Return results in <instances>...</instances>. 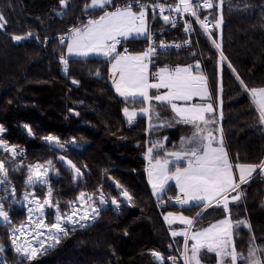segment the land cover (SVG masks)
<instances>
[{
	"label": "trees",
	"instance_id": "trees-1",
	"mask_svg": "<svg viewBox=\"0 0 264 264\" xmlns=\"http://www.w3.org/2000/svg\"><path fill=\"white\" fill-rule=\"evenodd\" d=\"M120 1L90 8L86 7L90 0H66L65 4L60 0H0V15L6 21L0 27V139L17 152L13 156L0 147V154L10 155L9 161L23 155L31 166L55 162L57 172L49 176V184L54 203L61 198L60 210L72 208L69 199L81 190L94 191L98 201L102 195L108 200L97 209L95 219L84 221L83 227L76 224L68 228V234L61 235L59 243L36 260L30 262L10 248L0 252L4 257L0 264H184L182 247L178 250L175 242L181 244L185 237L172 235L163 211L182 210L191 215L194 223L187 231L227 214L214 202L206 209L202 203L185 206L166 193L155 197L151 192L144 157L148 138L175 135L179 140L190 131L189 123L172 117L167 104L154 101L151 112L159 113L163 124L147 132L146 117L139 116L136 125L129 127L123 109L138 106L140 101L122 98L114 91L108 80L112 57L64 56V39L60 41L59 34L65 38L72 27L116 7ZM212 3L213 8L206 13L215 26L212 38L221 47L216 48L191 20L192 46L185 51L163 52L159 61H197L199 65L193 70H213L216 74L217 58L223 53L220 79L215 76L207 82L210 101L221 115L228 150L239 161L259 165L264 161V123L249 90L264 87V0ZM221 14L222 23L217 26ZM14 36L25 38L17 41ZM144 40L129 38L133 49ZM62 57L67 59L66 65L60 62ZM49 135L58 137L65 147L46 141L44 137ZM61 157L70 159L81 173H75ZM18 179L22 180V175L14 174V180ZM15 186L21 185L15 182ZM35 189L43 199L44 186L36 185ZM123 190L131 200L121 195ZM238 191L241 199L228 212L233 213L234 225L245 221L250 226L233 227L236 251L245 256L253 239L264 248L263 170L253 173ZM158 199L163 200L160 208ZM47 208L53 210L50 205ZM243 210L246 220L241 216ZM18 215L11 223L21 219L22 213ZM187 243L190 247V239ZM153 252L160 253L161 258ZM201 259L214 263L217 256L203 250Z\"/></svg>",
	"mask_w": 264,
	"mask_h": 264
},
{
	"label": "snow or ice",
	"instance_id": "snow-or-ice-1",
	"mask_svg": "<svg viewBox=\"0 0 264 264\" xmlns=\"http://www.w3.org/2000/svg\"><path fill=\"white\" fill-rule=\"evenodd\" d=\"M61 4H65L66 0H60ZM111 3V0H91V4L86 7L90 8H103L105 5ZM222 4V0H221ZM182 6V7H181ZM138 7L139 11H134L133 8ZM150 5L142 3L141 0H129L124 7H117L114 11L104 12L98 19H89L87 24L80 27H73L70 30V39L67 43V51L69 54L78 56H87L90 53H99L105 56H112L116 53V44L119 43L117 37H123L128 39L136 36L143 35L150 39L149 29L147 27V10ZM153 10L159 8V12L165 23L171 22L175 24V19L170 21V17L163 15L165 6L163 4H155L152 6ZM204 9H212V0H204L202 5ZM200 8V4L196 3L195 6L190 3V0H180L179 4L172 9L169 6V11L175 10L185 13L190 12L191 16L198 19L197 10ZM205 21H201V24L205 29L208 27ZM4 18L0 15V27L4 26ZM222 23L221 18L216 21L217 26ZM25 37L14 36L13 39L19 41ZM216 48H220V44L215 45ZM160 47H166L161 44ZM156 46L150 43L148 49L137 55H120L115 56V63L113 64V76L119 75V80L113 79L116 92L120 96L125 98L140 97L142 101L149 102L152 100L160 102H168L171 104L173 111L179 117L180 122L189 123L194 125L195 131L192 136L181 141V151L173 152L171 155L175 160L179 161L185 159L187 161L186 167L176 166L175 171L169 174L168 165L170 161L168 159L161 160L153 156L154 149L161 148L162 145L159 141L154 142L151 147L148 148L149 168L148 175L152 183L154 193H162L165 191V186L170 179H174L176 186L179 189L181 195L176 196L177 203L182 205H189L192 202H200L204 205V208H208L214 202L217 206L222 205L225 212H228L229 202L238 201L241 199V193L238 191L241 184L248 182L253 173L258 169L264 170V161L259 165L249 163H237L235 168L238 169V180L233 172V164L229 160L228 153L223 146V130L211 127L216 123L214 119H210L206 114L214 113V108L211 103L208 104H187L179 105L174 101L189 102L194 97H208L207 78L203 75H194L192 73V66L176 67L174 69L161 68L156 75L159 78L158 83H149L147 67L145 60L156 54ZM221 57L223 53L221 52ZM63 59L64 64H67V59ZM198 67V65H197ZM239 79V77H237ZM75 83V81H74ZM243 85V81H240ZM247 88L246 85H244ZM165 88L167 92L164 95L149 96L148 89ZM251 96L259 112V120L264 123V87L251 88ZM124 114L128 118V122L131 124L137 117L136 111H129L125 108ZM150 107H145L139 110L141 114L150 113ZM156 119H159V113H153ZM27 128V126H25ZM3 131L0 126V132ZM31 134V129H28ZM219 131L220 138L217 140V136L214 134ZM44 139L50 143H55L60 148H64L65 145L60 143L59 138L55 136H47ZM75 141H73L74 143ZM0 147L5 150L11 151L12 155L17 154L16 148L13 146L11 149L0 139ZM61 160L64 158L61 157ZM153 160L155 161L153 163ZM5 162L0 161V176L5 179L0 180V185L6 182L7 169L4 167ZM67 164L77 173H81V170L72 163L71 160L67 161ZM51 162H49V167ZM48 168L43 165L29 166V176L27 183L29 185L40 183H47ZM119 186V185H118ZM12 193H15L13 188ZM235 193V195H230ZM81 193V199L84 198ZM121 195L131 200L128 192L123 190ZM51 196V190H49V197ZM27 199V196L25 197ZM91 199V197H88ZM103 195L101 196L100 203H104ZM32 203L37 205L38 210L42 211L45 205H49L50 199H45L41 204L39 200H33ZM113 204L117 201L115 198L112 200ZM31 211V210H30ZM78 212L82 214L78 215ZM96 207L88 208L82 206L81 209L73 211L71 215L63 216L59 213L57 208V223L50 226L52 244L47 247L43 242L39 247H34L30 243L26 242L18 244L17 241L20 237H15L12 240L15 245V250L18 254L25 257L28 261H34L38 256L48 250V247H53L59 243L61 235L66 236L67 230L62 226L61 221L67 220L73 225L80 224L81 221H88L95 219L98 215ZM199 215V214H197ZM78 216V218H77ZM173 213H169L165 219L169 224L173 221L168 219L172 217ZM0 220L7 222L9 220L8 212L4 210V204L0 202ZM179 220L185 225H193L192 218L180 216ZM241 225L250 227L245 221H237L233 224L230 215H226L224 219L210 224L208 227L199 231H193L189 237L187 231L183 233L173 232L172 235H183L185 237V251H184V264H201V252L206 250L210 253H215L218 258V264H237L238 260H243L244 264H264V248L253 243L250 244L248 255L244 256L236 251L235 245L232 241L233 227L239 228ZM44 221L41 219L36 224V236H40L42 233L39 229L44 228ZM16 231L23 232V228ZM35 238V237H34ZM188 239H191L193 243L191 248L188 247ZM0 251H3L0 246ZM153 256L160 257V253L153 252ZM171 259V258H169Z\"/></svg>",
	"mask_w": 264,
	"mask_h": 264
},
{
	"label": "rangeland",
	"instance_id": "rangeland-1",
	"mask_svg": "<svg viewBox=\"0 0 264 264\" xmlns=\"http://www.w3.org/2000/svg\"><path fill=\"white\" fill-rule=\"evenodd\" d=\"M90 4H91V0L88 3V5H90ZM116 8H117V5H116V7H112L110 9H108V11H114ZM133 10L134 11H139V10H137L135 8H133ZM104 12H107V11H105V10L104 11H101L97 16L90 17V18H88L86 20V22H84L82 24H79V25H77L75 27H80V26H82L84 24H87V22H88L89 19H98L101 15L104 14ZM147 27H148V14H147ZM70 35H71L70 31H68L65 34L64 40L62 41L63 44H64V56L65 57H75V56H78V55L69 54L68 51H67V43H68V41L70 39ZM134 37H137V36L134 34ZM139 37H145V36L139 35ZM144 51H146V49L143 46L139 45L138 47H136L135 49H133L130 52H127V53H117L116 52V53H113L112 56H105V55L99 54V53H90L87 56H79V57H88V56H98V57H107V58L112 57L111 60L109 61V66H108V80L112 83L113 88H114V91L116 92L115 84L113 83V79L119 80V75L116 74L115 77L113 76V67L112 66L115 63V56L117 54L134 56V55H137V54L142 53ZM223 60H224V57H221V54H220L219 57L217 58V69H216V72L217 73L216 74L213 72V70H212V72H209L208 73V71H204V70H193V69H191L192 70V73L194 75H203V76H205L207 78V82H209V80H211V78L213 79V77H215V76H216L215 79L217 78L219 80L220 77H221L220 74H222ZM145 63L148 65V67H147V73H148V81H149V83H158L159 82V78L150 80V78H149V62H148V59L145 60ZM207 88H208V93H209V86H208V84H207ZM256 88H259V87H256ZM153 90H154V93H153ZM166 92H167V89H165V88H160V89L150 88V89H148L149 96H153V97L156 96V95H164ZM117 94L119 95V93H117ZM120 97H122V96H120ZM122 98H125V97H122ZM203 98L206 99L207 97H194L189 102L174 101V103H177L179 105H184L185 103H187V104H204L203 101H202ZM126 99H134V100L140 101V104L138 106H136V105H126L124 107V109L125 108H128L129 111H136L137 112V117L135 119H137L138 116H146L147 119L149 120V121H147L148 122V125L150 126L148 128V130L149 131H152V130L156 129L158 123H157V119H156L155 115L153 114V112L150 111V113H144V114H141L139 112L140 109L145 108V107H150V109H151V104L155 100H152V101H149V102H145V101H142V99L140 97H136V98L129 97V98H126ZM163 103L167 104L169 106L171 112L179 119V117L177 116V114L173 111V109L171 107V104H169L166 101L163 102ZM206 116H207V114H206ZM210 119H214L216 121V123L214 125H212L211 127H214L216 129H221L222 128V126H221L222 122H220L216 118H210ZM192 134H193V132H191V133H189V132L188 133H185V134L182 135V137L179 140L174 138L175 135H167V136H165V138H163V137H158V138H155V139L154 138H151V137L148 138V144L146 146V156H145L146 159H147V163H146V173L147 174L146 175H147V181H148L149 187L151 189V192H152V194L155 197L163 196L166 193L169 198H172V199L175 200L176 196L181 195V194L179 192L178 187L176 186V182H175L174 179L168 180V182H167V184L165 186V191L164 192L158 193V194L157 193H154V190L152 188V183H151V181L149 179V175H148V168H149L148 148L151 147L154 142L159 141V143L162 145V147L161 148L154 149L153 156H155L156 158H159L161 160L168 159L170 161V163L168 165L169 174H170L171 172H174L175 171L176 166L186 167L187 166V161L185 159H181V160L177 161V160H175L174 157H172L171 155H168V154L173 153V152H179V151H181V141H182V139L189 138V137L192 136ZM214 134L217 136V140H219V138H220L219 131L215 132ZM174 142L177 143V144H174ZM149 143H150V145H149ZM223 146L225 147V149H226V151L228 153L230 162L234 166L233 167V172H234V174H235V176L237 177V180H238L239 172H238V169L235 168V165L237 163H249V164H253V163L246 162V161H243L242 162V161H239L238 159H235V156H234L233 151H231V153L229 152V150H228V148L226 146L224 137H223ZM49 162H51V161L44 162V163H40L39 165H43L44 167L48 168V171H50L51 168H52L53 162H51V166L50 167H49ZM154 162L155 161L153 160V163ZM263 173H264V170H263ZM36 184L30 185V190L31 191H34L33 188H34V186ZM49 188H50L49 184L48 183H44L45 195H46V192L49 191ZM50 190H51V194H52L53 191H52L51 188H50ZM95 192H96V190H95ZM29 193H30L29 199L28 198L27 199L24 198V200H29V207L27 208V210H26L24 216L21 218L20 222H17V223L7 222L5 224L0 225V246H2L3 250H5V249H8L9 250L10 248H14L15 249V245H13V243H12V240L15 237H20V239L17 241L18 244H23V243L26 242V240H27L28 243H30L34 247H39V245H40L41 242H43L46 247L48 245L52 244L51 239H49V237L51 236V232L49 231V229H50V226L52 224L57 223V208L59 209V213L61 215H63V216L66 217L68 215H71L73 211H76V210L81 209L82 206H86L88 208L96 207L98 209L100 207V205H101L100 201H98V199L94 198V191L81 190L76 195V197H74L73 199L72 198L69 199L70 204H72V208L67 209V210H60V208L58 206V204L61 202V198H60V199H57L58 202L55 203V204H53V201H51L52 199H50V202L51 203L49 205H52V204L55 205V206L52 205V207H53V210L52 211H50L47 208L48 205H45L44 208H43V210L40 211V210H38L37 205L34 204V203H32V201L33 200H39V202L41 204H43L44 201H45V199H49L48 194H47L46 197L44 195L43 199H40L39 197H35V195L33 196L30 191H29ZM81 193L85 194L83 199L80 198L81 197ZM25 194H26V192H25ZM230 195H235V193H231ZM88 197H91V199H88ZM158 200H160V199H158ZM18 202H20V201H18ZM237 202L238 201H231L230 200L229 206H228V210L230 209V207L235 206ZM199 203L200 202H192L189 205L199 204ZM180 205H182V204H180ZM185 206H188V205H185ZM169 213H173V216L172 217H168V219H170V220L173 221L172 224H169L168 221L165 219V217L168 216ZM79 214H82V212H78V215ZM181 215L182 216H185V217L192 218L191 215L187 214L186 212H184L182 210L166 209L165 211H163L164 221L166 222V224H168L170 226L171 233H173V232L183 233V232L187 231V226L188 225H185V224L181 223V221L179 220V217ZM226 215H230V218H231V220L233 222V219H232L233 218V213H232V211L227 212ZM225 216L220 217V218H218V219H216V220L212 221L211 223H209L207 225H204V226L197 225L191 231L189 229L187 231L189 233V237H190V235H191V233L193 231H199V230H201L203 228H206L210 224L216 223L217 221H219L221 219H224ZM241 216L246 220L247 216H246L244 210H243V212H241ZM77 218H78V216H77ZM41 219L44 221L45 227L39 229V231L42 234L37 237L36 236V232H37L36 224ZM81 222H84V221H81ZM61 223H62V226L63 225L64 226L65 225L67 226L68 224H72V223L68 222L67 220H63V221H61ZM21 228H23V232L16 231V230L21 229ZM184 240H183V242L181 244H179L178 242H175L177 244V245L175 244L176 248L178 250H180V247H182L183 252L185 251V241ZM232 241H233V235H232ZM190 242L191 243H190L189 249L191 248V244L193 243V241H191V239H190ZM49 248L50 247H48V249ZM248 250H249V248L247 249V252H246L245 256L248 255ZM202 253H203V250H202L201 254ZM18 255H20V254H18ZM0 260H4V257H3V255L1 253H0ZM201 264H218V258H217V261L214 262V263H207V262H204L201 259Z\"/></svg>",
	"mask_w": 264,
	"mask_h": 264
},
{
	"label": "built area",
	"instance_id": "built-area-1",
	"mask_svg": "<svg viewBox=\"0 0 264 264\" xmlns=\"http://www.w3.org/2000/svg\"><path fill=\"white\" fill-rule=\"evenodd\" d=\"M129 0H121L117 3V7H124ZM142 3L150 5L148 8V29L150 33V39L145 37L143 42V46L146 50L148 49L150 43H153L156 46V54L150 58H148L149 62V78L150 80L157 79L158 76L156 75L159 73L161 68H168L174 69L176 67H186L192 66V69H196L198 62H164L163 64L159 61V57L163 52L169 51H185L192 46V41L190 38V30H191V22L194 21L198 24L201 31L213 42H215L212 38V31L215 29L214 23L206 13L207 9L202 7L204 0H190V3L195 6L196 3L200 4V8L197 10L198 19L196 17L191 16L190 12H177L175 10L169 11V6L172 9H175V6L179 4L180 0H141ZM163 4L165 6V11L163 15H167L170 17V21L174 18L175 24L168 22L165 23L162 15L159 12V8H155L153 10V5L155 4ZM182 7V6H181ZM135 9L139 10L138 7H134ZM108 11V8L105 9ZM205 17H207L206 23L208 27L205 29L201 24V21H205ZM192 20V21H191ZM57 38L61 41L64 39V34H59ZM119 43L116 44V52L117 53H127L133 50V45L129 42V38L125 39L123 37H117ZM163 44L166 47H160ZM66 59V58H64ZM60 62L64 64L63 59H60ZM137 120H134L131 124L129 123L128 126L132 127L135 126ZM146 156V150L144 151V157ZM146 158V157H145ZM163 200H157L156 204L158 208L161 207Z\"/></svg>",
	"mask_w": 264,
	"mask_h": 264
},
{
	"label": "flooded vegetation",
	"instance_id": "flooded-vegetation-1",
	"mask_svg": "<svg viewBox=\"0 0 264 264\" xmlns=\"http://www.w3.org/2000/svg\"><path fill=\"white\" fill-rule=\"evenodd\" d=\"M9 160H10V155L0 154V161L5 162L4 167L7 169L6 182L3 183L2 185H0V202H2L4 204V210L7 211L8 215H9V220L7 222L14 221V219L17 216H19L18 212H21L22 217H23L27 208L29 207V200H24V198L27 196V198L29 199V197H30L29 191H30L33 196L35 195V197H39L41 199V197L36 193L35 187H36V185H40L42 187L44 186V183L37 182V184L33 188L34 191L30 190V185L27 183V178L29 176V172L27 173V171H29V166H31V165L30 164L28 165L29 162L26 159H24L23 155H21L20 157L17 156L16 158H13L11 161H9ZM36 165H38V164H36ZM26 166H27V168H26L27 170H25ZM33 166H35V165H33ZM56 172H57V170L55 168V162H54L51 170L48 171V176H47V183L48 184H49V176L52 173H56ZM17 173L22 175V178H23L22 180H20V179L14 180V174L17 175ZM3 179H5V177L0 176V180H3ZM15 182H17L21 186L16 187ZM49 186L51 188V183L49 184ZM13 188L15 189L14 194L11 191ZM50 188H49V190H50ZM25 192H26V194H25ZM47 194L49 196V191L46 192L45 197L47 196ZM51 195L52 196H50L51 198L49 197V199H52L51 201H53V198H54L53 192ZM107 197H108L107 199H109V196H107ZM58 199H60V197ZM18 201H20V202H18ZM55 201H57V200H55ZM107 201H106V203H107ZM106 203L103 205V207L105 205H107ZM53 204H55L54 201H53ZM52 205H50V206H52ZM53 206H55V205H53ZM101 207H102V203H101ZM20 220H18L17 222H20ZM7 222L0 220V225L5 224ZM81 224L84 225V222H81ZM78 225H80V224H78ZM72 226H74V225L68 224L66 226V230L68 228H71Z\"/></svg>",
	"mask_w": 264,
	"mask_h": 264
},
{
	"label": "crops",
	"instance_id": "crops-1",
	"mask_svg": "<svg viewBox=\"0 0 264 264\" xmlns=\"http://www.w3.org/2000/svg\"><path fill=\"white\" fill-rule=\"evenodd\" d=\"M137 37H139V36H137ZM131 38V37H130ZM138 47V46H137ZM209 96L206 98V99H202V101H203V103L204 104H207V103H211L212 104V102L210 101V98H212V96H211V89H210V87H209ZM250 96H251V93H250ZM252 97V96H251ZM142 104V103H141ZM213 105V104H212ZM213 108H214V113H212V114H207V117L208 118H216V119H218L220 122H222L221 121V115H220V113H216V111H215V107L213 106ZM171 115H172V117H174V118H177L172 112H171ZM139 117V116H138ZM146 117V116H145ZM150 118V117H149ZM178 119V118H177ZM134 120H137V119H134ZM145 121H146V127H147V132L149 131L148 130V128L150 127L149 125H148V122L147 121H149L148 119H147V117H146V119H145ZM157 127L158 126H161L162 124H163V121L162 120H160V119H157ZM196 129H195V127H194V125H192V124H190V131H189V133H191V132H194ZM186 133H188V132H186ZM185 134V133H184ZM163 138H165V136H163ZM150 140V139H149ZM149 145H150V143H149ZM148 145V146H149ZM229 152H230V150H229ZM231 153V152H230ZM162 154V153H161ZM145 160H146V163H147V159L145 158Z\"/></svg>",
	"mask_w": 264,
	"mask_h": 264
},
{
	"label": "water",
	"instance_id": "water-1",
	"mask_svg": "<svg viewBox=\"0 0 264 264\" xmlns=\"http://www.w3.org/2000/svg\"><path fill=\"white\" fill-rule=\"evenodd\" d=\"M76 147H77V148H80L79 145H77ZM63 158H64V157H63ZM63 160H64V161L66 162V164H67V161L70 160V159H68V158H64ZM67 165H68V164H67ZM157 259H160V258H157Z\"/></svg>",
	"mask_w": 264,
	"mask_h": 264
}]
</instances>
